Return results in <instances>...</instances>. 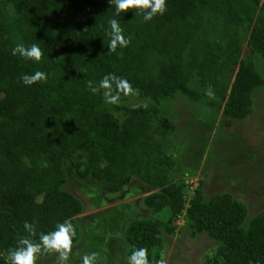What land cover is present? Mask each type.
<instances>
[{
    "label": "trees",
    "instance_id": "16d2710c",
    "mask_svg": "<svg viewBox=\"0 0 264 264\" xmlns=\"http://www.w3.org/2000/svg\"><path fill=\"white\" fill-rule=\"evenodd\" d=\"M111 19L129 41L115 51L106 35ZM21 43L37 44L41 59L13 55ZM257 60L264 62V0H166L164 14L151 21L139 10L117 16L108 0H0V264H10L22 239L39 243L65 220L76 227L83 205L65 190L75 175L104 184L109 194L134 177L154 191L144 202L152 218L124 233L125 258L144 247L149 264H159L164 236L175 235L188 205L191 237L215 242L203 264H264V212L248 220L247 206L232 195L206 201L200 183L188 199L186 185L170 181L175 163L165 142L175 127L161 111L184 96L222 110L228 126L246 120L253 94L264 88ZM36 71L45 78L24 84L21 77ZM107 75L131 87L115 104L99 88ZM134 96L152 105H118ZM93 254L104 264L115 259L85 255Z\"/></svg>",
    "mask_w": 264,
    "mask_h": 264
},
{
    "label": "rangeland",
    "instance_id": "374dc122",
    "mask_svg": "<svg viewBox=\"0 0 264 264\" xmlns=\"http://www.w3.org/2000/svg\"><path fill=\"white\" fill-rule=\"evenodd\" d=\"M256 69L264 79V62L257 60ZM252 99V115L230 126L222 110L206 109L184 96L164 104L161 109L175 127L165 142L166 153L175 163L169 171L170 181L185 184L188 199L194 196L200 183L206 201L218 194H230L247 206L248 220L264 212V88L255 92ZM118 105L128 109L145 108L152 102L134 96ZM116 115L120 121L124 120L123 113ZM156 119L153 118L155 125ZM65 190L83 205L73 228L72 237H77V243L68 251L65 264L75 259L82 264V259L77 258L95 251L104 258L113 249L118 250L117 259L124 258L121 246L127 228L133 222L152 218V211L144 202L154 191L137 177L115 195L107 193L104 184L93 179L82 180L78 175L68 178ZM187 208L188 205L173 224L175 235L164 236L161 259L166 264H203L215 247V242L206 235L191 237L184 219ZM6 259L11 264L9 257ZM104 260L92 259L90 264H104ZM36 264H61L60 252L51 251ZM107 264L117 263L113 260Z\"/></svg>",
    "mask_w": 264,
    "mask_h": 264
},
{
    "label": "clouds",
    "instance_id": "9594fccd",
    "mask_svg": "<svg viewBox=\"0 0 264 264\" xmlns=\"http://www.w3.org/2000/svg\"><path fill=\"white\" fill-rule=\"evenodd\" d=\"M109 4L115 6V14L119 16L121 13H126L129 10H134L135 14L137 10L143 13L145 21H151L156 15H163L166 11V0H108ZM110 31L106 33L108 37H112L109 40V49L115 51L117 46L125 47L128 44V40L122 34V29L116 19L109 21ZM19 54L26 60L39 61L42 56V52L37 44H32L25 47L24 44H17L13 48V55ZM45 78V73L36 71L31 75H23L21 79L24 84L32 85L37 81ZM91 87V84H90ZM99 88L104 89V97L106 103L115 104L120 99V92L127 94L131 87L129 83L121 78L113 75L105 76L99 82ZM118 89V91H117ZM92 90L95 92L96 88ZM211 91L208 95H211ZM25 227L28 224L25 223ZM74 235L73 225L70 221L65 220L63 223L56 225V230L48 234L40 235L39 243H32L27 239H22L19 242L17 248L10 250L9 259L11 264H36L39 254L42 251H58L60 252V262L65 264L68 260V251L71 248L72 236ZM95 254L92 256L85 255L82 258V264H90V261L94 259ZM129 264H149L148 250L144 247L134 249L129 258ZM159 264H166L164 259L159 261Z\"/></svg>",
    "mask_w": 264,
    "mask_h": 264
},
{
    "label": "crops",
    "instance_id": "0c3cea01",
    "mask_svg": "<svg viewBox=\"0 0 264 264\" xmlns=\"http://www.w3.org/2000/svg\"><path fill=\"white\" fill-rule=\"evenodd\" d=\"M117 251H118V250H114V249L111 251V253L113 254V256H114V258H115V259H114L115 262H116L118 259H120L121 262H123V261H127V260H128L127 262H129V259H124L125 256H124V258H123V257H120V258L117 259V257H118V255H117ZM120 253H121V252H120ZM121 258H123V259H121ZM118 261H119V260H118Z\"/></svg>",
    "mask_w": 264,
    "mask_h": 264
},
{
    "label": "water",
    "instance_id": "95a60500",
    "mask_svg": "<svg viewBox=\"0 0 264 264\" xmlns=\"http://www.w3.org/2000/svg\"><path fill=\"white\" fill-rule=\"evenodd\" d=\"M251 55H253V53L251 52ZM234 67H237V65L236 64H234Z\"/></svg>",
    "mask_w": 264,
    "mask_h": 264
}]
</instances>
